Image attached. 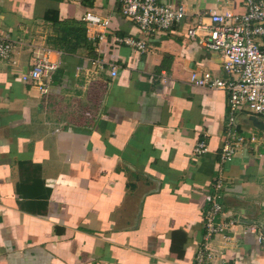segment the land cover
<instances>
[{
	"label": "crops",
	"instance_id": "crops-1",
	"mask_svg": "<svg viewBox=\"0 0 264 264\" xmlns=\"http://www.w3.org/2000/svg\"><path fill=\"white\" fill-rule=\"evenodd\" d=\"M161 2L190 19L140 52L114 39L140 35L117 0H0V34L15 42L0 59V264H192L206 243L211 264H264V117L244 107L229 134L227 92L190 81L226 74L188 28L244 0ZM89 10L108 28L88 26ZM41 54L57 66L46 94L22 80ZM99 56L105 69L89 66ZM216 181L217 221L234 223L206 240Z\"/></svg>",
	"mask_w": 264,
	"mask_h": 264
},
{
	"label": "built area",
	"instance_id": "built-area-1",
	"mask_svg": "<svg viewBox=\"0 0 264 264\" xmlns=\"http://www.w3.org/2000/svg\"><path fill=\"white\" fill-rule=\"evenodd\" d=\"M121 14L134 22L140 35L137 38L114 36L117 43L133 47L144 52L147 48V36L152 32L163 33L174 23L187 22L189 18L185 6L181 3H164L161 0H117ZM245 11L235 13L231 10H211L206 16L209 23L200 19L187 33L199 37V43L212 51H218L223 56L225 79H219L209 71H192L190 81L200 87L223 89L228 94V130L233 133L236 114L246 107L250 112L264 117V0H244ZM88 26L96 25L108 28L109 20L89 10L84 15ZM202 32V34H200ZM99 44L106 39L101 30L97 34ZM15 47V42L0 34V59L8 58ZM89 66L95 69H105L108 65L101 56L88 59ZM110 75H118V67L109 65ZM56 63L51 61L49 54L35 56L31 69L22 75V80L36 87L40 93L50 91V74L56 69ZM232 140H226L221 146V160H231L236 153ZM208 150L207 143L200 141L194 148L196 155ZM222 185L220 181L214 184L212 205L205 214V239L223 233L234 222L221 223L217 221L223 212L221 198ZM256 226H251L250 232L257 233ZM258 242L264 245V234L259 232ZM213 255L209 245L203 244L197 249L192 264H211Z\"/></svg>",
	"mask_w": 264,
	"mask_h": 264
}]
</instances>
